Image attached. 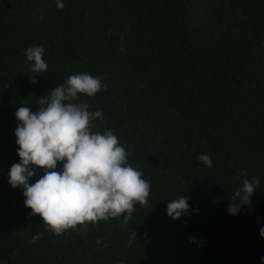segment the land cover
<instances>
[{"label":"trees","instance_id":"obj_1","mask_svg":"<svg viewBox=\"0 0 264 264\" xmlns=\"http://www.w3.org/2000/svg\"><path fill=\"white\" fill-rule=\"evenodd\" d=\"M63 2L0 0V264H260L264 0ZM33 45L47 64L35 84L25 62ZM82 72L106 85L81 96L102 112L93 131L115 133L149 197L127 225L110 218L89 222L86 236L80 225L57 236L7 183L18 163L13 114L22 105L35 111L41 96ZM236 177L260 183L252 207L231 216ZM180 195L189 212L171 220L166 204Z\"/></svg>","mask_w":264,"mask_h":264},{"label":"clouds","instance_id":"obj_2","mask_svg":"<svg viewBox=\"0 0 264 264\" xmlns=\"http://www.w3.org/2000/svg\"><path fill=\"white\" fill-rule=\"evenodd\" d=\"M57 9H63V0H55ZM44 48L33 45L25 49L29 81L47 70L43 59ZM101 76L88 73L69 75L66 80L41 96L35 111L22 105L14 112L18 163L7 172V183L21 191L28 215L41 218L42 224L53 235L72 229L87 235L88 223L119 218L124 225L133 218L136 206H145L149 197V183L142 173L128 164L131 155L109 129L93 131V121L102 119L100 110L89 111L81 96L94 97L106 85ZM198 160L209 168L211 158L206 154ZM60 165L59 170L57 166ZM41 175L34 182L29 183ZM240 186L233 193L226 213L235 216L243 207H252V195L260 181L236 177ZM188 197L180 195L166 204L165 215L177 220L188 214ZM135 206V207H134ZM198 209H193V213ZM259 236L264 239V225ZM42 239L33 235L30 243ZM136 239L130 235L129 246ZM190 243L195 238L189 237ZM97 243H100L97 240ZM107 246V245H105ZM264 264V256L260 258Z\"/></svg>","mask_w":264,"mask_h":264}]
</instances>
